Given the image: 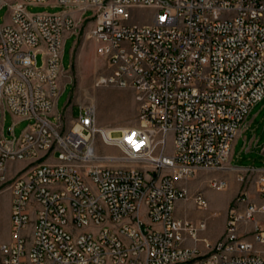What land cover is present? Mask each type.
Returning <instances> with one entry per match:
<instances>
[{"label": "built area", "instance_id": "obj_1", "mask_svg": "<svg viewBox=\"0 0 264 264\" xmlns=\"http://www.w3.org/2000/svg\"><path fill=\"white\" fill-rule=\"evenodd\" d=\"M5 3L0 104L30 123L19 136L11 126L12 137L0 123V181L9 163L27 162L9 185L0 264H264V166L231 164L264 98V0H0V8ZM48 3L66 12L26 9ZM136 9L150 10L152 20L142 22ZM88 22L111 71L100 82L136 91L138 123L119 135L97 126L92 104L69 128L56 110L66 38ZM97 133L122 154L98 153ZM200 169L254 183L237 195L214 241L199 236L205 220L176 215L190 194L184 182ZM208 184L223 189L228 181ZM194 201L208 205L202 191Z\"/></svg>", "mask_w": 264, "mask_h": 264}, {"label": "rangeland", "instance_id": "obj_2", "mask_svg": "<svg viewBox=\"0 0 264 264\" xmlns=\"http://www.w3.org/2000/svg\"><path fill=\"white\" fill-rule=\"evenodd\" d=\"M14 2L15 0H3ZM27 11L32 14L41 12H66V8L60 5L29 4ZM70 10V9H69ZM93 11L87 10L84 17L92 16ZM136 17L142 22L152 20V13L148 9H136ZM11 15L8 4L0 8V22L9 23ZM93 23H84L78 37L67 36L64 52L63 66L65 73L60 78L62 92L57 101V109L64 112L63 118L66 128L71 126V116H78L80 107L92 104L96 108L97 126L106 134L119 135V130L134 126L138 123L139 104L135 99L136 91L129 87H119L113 84L101 83L102 77L110 74L107 60L99 53L95 40L90 32ZM38 62L41 63V54H38ZM66 82V83H65ZM72 110V113H71ZM1 112V104H0ZM30 120L20 119L18 121L8 111L4 120L5 133L8 137V129L13 126V134L19 136L28 127ZM248 127L244 129L235 142L231 164L233 166H264V98L256 104L247 119ZM255 136V137H254ZM254 137L252 145L250 140ZM97 151L100 154H114L120 156L121 150L116 146L106 145L101 134L96 135ZM171 137H169V149L171 151ZM212 177L226 178L228 185L223 189L212 188L208 180ZM0 187L11 183V178L0 181ZM190 189L187 199L181 200L176 215L197 223L199 220L207 222V228L200 231V237L210 240L219 239L225 233L228 211L236 204L237 195L244 190H254L251 178L245 182L237 178L234 171H217L200 169L197 174L184 182ZM202 191L207 198V207L201 209L194 201V194ZM6 225L5 194H0V242L9 240L10 227ZM8 228V230H6ZM188 245L196 242L190 240ZM198 245L202 246L201 242Z\"/></svg>", "mask_w": 264, "mask_h": 264}, {"label": "crops", "instance_id": "obj_3", "mask_svg": "<svg viewBox=\"0 0 264 264\" xmlns=\"http://www.w3.org/2000/svg\"><path fill=\"white\" fill-rule=\"evenodd\" d=\"M256 106V105H255ZM254 106V107H255ZM253 107V108H254ZM252 108V110H253ZM58 110V109H56ZM251 110V112H252ZM65 112V111H64ZM250 112V113H251ZM8 113V110H5L2 106H1V112H0V123L1 121L4 119L5 120V116L6 114ZM71 113H72V110H71ZM16 121L20 120L21 118L20 117H17V116H14L12 115ZM255 137V136H254ZM253 137V138H254ZM239 138V136H238ZM237 138V140H238ZM253 138L250 140V145H251V141L253 140ZM236 140V141H237ZM231 159H232V155H231ZM27 165V162L26 161H16V162H11L9 163L8 165V168H7V177L10 179L12 178L15 174H17L20 170H22L23 168H25ZM1 184V183H0ZM1 186V185H0ZM0 194H5V213H6V225L10 227V223H11V193H10V189H9V186L8 184H5L3 185L2 187H0ZM182 201L179 200L177 202V208L179 206V204L181 203ZM176 213H177V209H176ZM8 227V228H9ZM8 228H6V230H8ZM217 240V239H215Z\"/></svg>", "mask_w": 264, "mask_h": 264}, {"label": "water", "instance_id": "obj_4", "mask_svg": "<svg viewBox=\"0 0 264 264\" xmlns=\"http://www.w3.org/2000/svg\"><path fill=\"white\" fill-rule=\"evenodd\" d=\"M8 133H9V131H8Z\"/></svg>", "mask_w": 264, "mask_h": 264}]
</instances>
